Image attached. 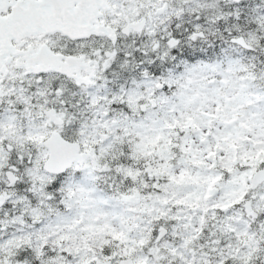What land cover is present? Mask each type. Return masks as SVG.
Here are the masks:
<instances>
[{
    "label": "snow or ice",
    "instance_id": "snow-or-ice-1",
    "mask_svg": "<svg viewBox=\"0 0 264 264\" xmlns=\"http://www.w3.org/2000/svg\"><path fill=\"white\" fill-rule=\"evenodd\" d=\"M0 264H264V0H0Z\"/></svg>",
    "mask_w": 264,
    "mask_h": 264
}]
</instances>
